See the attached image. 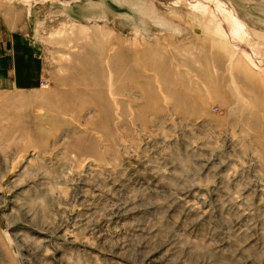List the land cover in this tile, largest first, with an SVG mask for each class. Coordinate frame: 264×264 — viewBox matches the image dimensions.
<instances>
[{
    "label": "rangeland",
    "instance_id": "1",
    "mask_svg": "<svg viewBox=\"0 0 264 264\" xmlns=\"http://www.w3.org/2000/svg\"><path fill=\"white\" fill-rule=\"evenodd\" d=\"M41 62L0 86V264H264V0H0Z\"/></svg>",
    "mask_w": 264,
    "mask_h": 264
},
{
    "label": "crops",
    "instance_id": "2",
    "mask_svg": "<svg viewBox=\"0 0 264 264\" xmlns=\"http://www.w3.org/2000/svg\"><path fill=\"white\" fill-rule=\"evenodd\" d=\"M41 81V62L29 39L0 25V86L31 89Z\"/></svg>",
    "mask_w": 264,
    "mask_h": 264
}]
</instances>
